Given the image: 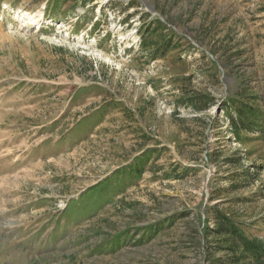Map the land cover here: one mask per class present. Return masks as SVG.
Returning a JSON list of instances; mask_svg holds the SVG:
<instances>
[{
    "label": "rangeland",
    "instance_id": "374dc122",
    "mask_svg": "<svg viewBox=\"0 0 264 264\" xmlns=\"http://www.w3.org/2000/svg\"><path fill=\"white\" fill-rule=\"evenodd\" d=\"M259 244L264 0H0V264H264Z\"/></svg>",
    "mask_w": 264,
    "mask_h": 264
},
{
    "label": "trees",
    "instance_id": "16d2710c",
    "mask_svg": "<svg viewBox=\"0 0 264 264\" xmlns=\"http://www.w3.org/2000/svg\"><path fill=\"white\" fill-rule=\"evenodd\" d=\"M241 107H242V108H237V109H239V110H235V113H236L235 118H231V117L229 116L231 121H234V120L237 119V118H238V120H240V121H242V120L248 118L249 115H247V114L245 113V111H244L245 106H241ZM223 110L226 112V111H227L226 107L223 108ZM249 113H251V116H249V118H248V121H249L248 123H250V124H255V123H256V120H254V119H255L257 113H256V112H253V111H251V112H249ZM244 114L247 115V116H244ZM252 119H253V120H252ZM236 130H237V129H236ZM236 130H234L235 133L237 132ZM174 171H176L175 168H174ZM176 175H177V174H176ZM258 250H260V252L262 251V253H264V246L261 245V244H259V249H258Z\"/></svg>",
    "mask_w": 264,
    "mask_h": 264
}]
</instances>
